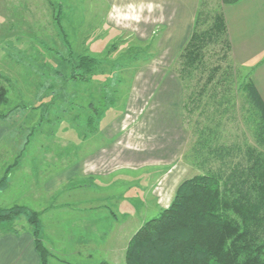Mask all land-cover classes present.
Wrapping results in <instances>:
<instances>
[{"label": "rangeland", "instance_id": "1", "mask_svg": "<svg viewBox=\"0 0 264 264\" xmlns=\"http://www.w3.org/2000/svg\"><path fill=\"white\" fill-rule=\"evenodd\" d=\"M201 1L193 4L192 17L189 0H0V86L8 89L9 97L6 103L0 104V117L8 116L12 121L10 135L0 147L1 179L6 178L4 187L14 168L22 160H27L26 168H21L25 172L21 183L23 199H26L34 189H41V183L50 170L45 163L35 170L36 158L45 155V160L55 156L61 163L56 167L67 168L72 162H77L76 165L80 162L78 159L82 158L83 151L79 146L84 144L87 148L103 143L104 166L95 167H103L104 173L100 177L103 183L96 180L98 184L95 186L98 188L102 184L106 188V203L120 219L128 218L127 214L132 210L134 217L123 223V233L129 228V234L133 236L141 224L159 215L163 209L158 201L163 199L167 204L174 180L176 182L186 169L193 167L187 162L186 155L196 138V122L205 116L203 106L198 107L204 96H199L198 91L207 76L201 78V73L196 71L192 79H183L180 72L183 62L180 55L190 39ZM219 1L206 0L207 9L214 13ZM221 2L225 12L224 0ZM56 49L63 57L70 54L74 60L86 55L96 57L100 63L92 80L69 78L67 81H55L53 88H49L50 81L45 82L47 78L42 75L43 80L38 73L42 70L49 75L50 68L54 72L61 66L58 62L53 63ZM209 50L207 60L211 68L219 65L230 67L237 76H245L251 71L255 81L257 67L252 68L237 58L232 39L230 47L221 41ZM46 58L51 64L48 69H45ZM64 71L71 74L68 68ZM238 84L239 80L232 85L236 112L235 116L232 114L233 120L223 128V139L243 144L246 140L252 142L253 137L243 114V96ZM184 86L189 87L194 100L197 99L198 108L191 114L183 109ZM39 88L43 89L37 97L35 92L38 94ZM51 93L53 98H46ZM190 93L185 99L188 100ZM41 97L44 98L42 103H37ZM110 100H114L112 104ZM72 124L75 131L67 132ZM92 128L99 131L87 134L88 138L83 142L84 132L87 130L88 133L89 129L92 132ZM28 133L29 141L23 146ZM110 140L115 141L114 145L104 150V144ZM13 142L17 144L14 148ZM73 149L75 159L69 157ZM117 152H122L123 164L129 161V165L139 169L113 171L115 161L112 160ZM129 154L133 160H125ZM173 168L178 170V177L176 175L173 181L167 180ZM115 172L118 173L113 175ZM193 172L199 174L201 171L194 168ZM76 181V186L83 184L82 180ZM96 187L88 191L77 187L72 191L74 195L59 196V203L67 204V212L63 213L62 209V220L58 225L66 227L69 224V227H59L58 243L65 242L68 248L73 247L86 254L97 251L96 246L66 244L69 242L67 232L76 233L78 230L73 229L80 222L79 216H83L81 211H70L68 206L79 210L86 208L89 199H93L97 192L103 195V191H99L103 189ZM15 206H22L23 212L12 222L0 223V234L12 226L21 233L26 229L34 231L35 226L30 224L29 217L36 210L20 204L3 208ZM70 216L73 218L67 220ZM111 218L106 221L104 229L114 233L110 243L104 247V254L100 253L104 256L100 263L127 264L125 253L130 240L128 243L126 239L116 242L114 236L123 221ZM42 227L39 214V236L52 254L49 264H64L58 247L48 244L42 236ZM98 254L95 260H91L93 264ZM54 257L57 259L53 260Z\"/></svg>", "mask_w": 264, "mask_h": 264}, {"label": "trees", "instance_id": "2", "mask_svg": "<svg viewBox=\"0 0 264 264\" xmlns=\"http://www.w3.org/2000/svg\"><path fill=\"white\" fill-rule=\"evenodd\" d=\"M220 2L214 13L207 9L206 0L200 2L190 39L180 55L183 79H192L196 71L201 78L207 76L198 91L199 96H204L199 106L190 88L183 89L185 111L191 114L201 105L205 109L203 120L196 122V138L186 155L187 162L201 172L183 180L170 206L143 223L131 237L125 253L127 264H264V98L251 71L237 76L230 67L211 68L208 63L211 46L221 41L231 46ZM56 52L53 63L62 67L59 65L54 72L50 68L49 75L42 70L38 73L43 80L42 75L47 78L45 82L50 81L49 88H53L55 81L69 78L92 80L100 63L96 57L86 55L74 60L70 54L63 57L58 49ZM47 59L45 69L51 65ZM67 68L71 74L64 71ZM238 80L243 114L253 137L252 142L246 140L243 144L223 139V128L235 116L232 85ZM187 93L189 101L185 99ZM8 99V89L0 86V104ZM5 181V177L0 180V192ZM23 210L22 206H0V223L14 221ZM29 222L35 226L32 234L40 264H49L52 254L39 236V213L32 212ZM7 232L21 233L13 226Z\"/></svg>", "mask_w": 264, "mask_h": 264}, {"label": "crops", "instance_id": "3", "mask_svg": "<svg viewBox=\"0 0 264 264\" xmlns=\"http://www.w3.org/2000/svg\"><path fill=\"white\" fill-rule=\"evenodd\" d=\"M196 3L197 0H189V5H192V7L189 9L190 16H192L193 14V11H191L194 7L193 4ZM224 6L230 36L236 52L235 54L242 63H248L252 66V68L257 67L255 83L264 98V0H224ZM186 30L189 29L186 28ZM39 94L40 92L38 94L35 92V96L40 97ZM174 96V100L176 101L174 108H177V94H175ZM46 98H48V96ZM40 100H38L37 103H39ZM176 108L174 110L175 114L178 110H176ZM11 124V118H9L8 116L0 117V147L3 146L4 143H6V139L10 135ZM69 130L75 131L73 124L71 128L68 127L67 132H69ZM97 131H99V129L93 132H90L89 129L87 133L86 130V132H84V135L82 136L83 142L86 141L89 134H93ZM114 142V140H110V142L104 144V150L111 149L114 145ZM24 145L25 143L23 144V146ZM73 145V148L76 147L75 144ZM101 145H103V143ZM101 145L93 147L88 146L87 148L84 146V144L83 146H79L83 151L82 158L78 159L80 162L77 165V162H72L71 164H69V162H65L67 165L69 164L67 168L56 167L57 164L61 163L57 162L58 159H56L55 156H51V158L45 160H43L44 158H47L45 155L42 157L40 156V158H36L34 162L35 170H38L39 165H42L43 163L49 165L50 170L43 179V182L41 183V189H34L33 193L27 195L26 199H23L24 190L22 191L21 183L22 177L25 175V172L24 169L22 170L21 168H26L27 160H20L21 163H19L14 168V170L12 169L13 172L8 177V182L0 193V205H2V207H10L13 204H20L30 209L38 211V213L41 215V220L43 222L42 230L44 231H42V236L45 238V241L48 244L53 246L56 245L58 247L57 249L59 253H61V259L64 261V264H93L94 261L91 262V260H95L96 253L99 254L97 256V261L95 262V264H101L100 258L104 256H100V253L104 254V247L106 246V244L110 243V237L114 233V231H112L111 233L105 232L104 229L106 226V221L111 217V220L113 219L116 221H123L122 225L118 227L119 232H117L114 236L116 237L117 241H115L117 243L118 239L119 243L123 239H126L128 243L132 236V234H129V228L128 231L123 233V223L126 224L125 221L134 217L132 216L133 214L131 215V208L130 214H127L129 217L124 220L123 218L120 219V217L115 213V211L112 210V207H110L106 203V196H104V193H106L104 192V190H106V188H103L104 186L102 184H99L98 188L95 186V184H98L96 183V180L102 181L100 177L101 174L104 173L102 172L103 167L95 168L99 165H103L101 152L103 149ZM16 146L17 144L13 142V148ZM54 148H57V146H54ZM74 149L73 152H70L69 157L71 156L74 158ZM131 155L132 154H129V156L125 158V160H133V156ZM0 156H2V153L0 154ZM123 159L124 158L122 152H117V154L112 160L115 161V165H113L115 170L113 171L118 170V172H121L123 169L127 171L128 168H137L136 170L139 169L138 166L129 165V161L128 163L123 164ZM92 165L94 166L91 167ZM193 170V167H189L188 170H185L182 177L179 176L178 180H176L175 182L174 179H176V175L178 177L179 172L176 168L172 169L171 174L167 176V180H174L172 195L170 196L169 200L166 199V201L168 200L167 204L162 201L163 199H160L158 201V205L161 209L167 208L170 205L180 183L188 177L195 175ZM2 172L3 169L0 166V179L3 175ZM118 172H115L113 175ZM38 178L39 176L36 178L39 184L41 180L40 178ZM77 179L82 180L83 184L76 186ZM119 181L121 180L119 179ZM101 183H103V181ZM77 187H82L84 191L93 190V187H96L97 189L102 188L103 190L99 191H103V195L97 192V194H100L101 196H98L96 194L93 199H89V204L86 208H82V210H79L75 206H68V209L70 211H81L83 216H79L78 220H80V222L77 223L76 228L73 229L78 231H76V233H73L72 231L67 232V241L69 242L66 244H68L69 246L74 244L95 245L96 250L98 252L93 250L89 253L87 252L86 254V252L78 251L73 247L68 248L67 245H64L65 242H63V244L58 243L57 231L59 227H61L58 225V222L62 220V214L67 212L65 210L67 204H60L59 196L60 194H70V196L71 194L74 195V192L72 191H74ZM14 189L15 191H12ZM49 198L51 199L48 200ZM62 209H64L63 213H61ZM108 213H110L111 216H108ZM78 215L79 214H77V216ZM73 216L68 217L67 220L72 219ZM141 225L139 227H141ZM67 226L69 227V224H66V227ZM66 227L64 226L61 228ZM113 230H115L116 232V229ZM101 246L103 250H101ZM55 259L57 258L54 257L53 260ZM40 263V255L36 250L34 235L30 230L28 231L26 229L19 235L10 232L0 234V264Z\"/></svg>", "mask_w": 264, "mask_h": 264}]
</instances>
